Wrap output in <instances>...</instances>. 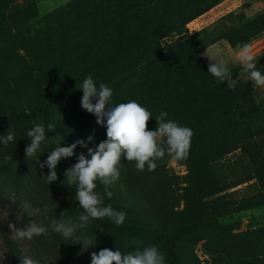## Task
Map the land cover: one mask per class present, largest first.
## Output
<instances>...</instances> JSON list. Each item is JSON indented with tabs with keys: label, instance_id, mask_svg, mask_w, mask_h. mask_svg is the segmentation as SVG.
<instances>
[{
	"label": "rangeland",
	"instance_id": "rangeland-1",
	"mask_svg": "<svg viewBox=\"0 0 264 264\" xmlns=\"http://www.w3.org/2000/svg\"><path fill=\"white\" fill-rule=\"evenodd\" d=\"M72 1L75 0H17L4 9L0 7V136H5L9 128L14 132L12 142L7 145L0 142V218L23 256H29L39 264H91L90 253L100 251L98 234L108 235L110 243L121 237L120 227L107 217L91 220L86 228L77 229L74 235L92 237L96 245L81 251V243L66 241L50 226L53 219H60L62 211L66 221H78L83 209L75 199L76 186L67 185L64 174L78 162L80 153L87 155L88 148L107 139L106 127L98 125L95 115L82 109L83 91L77 87L91 74L97 87L100 83L108 86L114 81L109 86L113 90V104L126 103L125 98L129 96L130 100H135L136 96L134 82L121 86L116 68L108 72L96 70L77 75L79 64L89 55V45L94 40L81 38L80 31L86 29V23L79 21L77 9L67 12L63 18L58 16V11ZM178 4L182 6L184 15L174 24L185 32L164 38L162 42L168 46L178 43L174 46L184 48L192 45L190 55L194 57L197 54L207 70L210 58L213 63L223 61L231 72L223 84L233 94V120L243 122L248 116L260 119L264 133V86H254L246 79L247 74L242 71L240 63L241 49L247 44L257 59L258 70L264 74V0H170L158 8L157 13L167 12ZM51 13H56V16L52 17V30L48 31L43 21ZM94 35L96 37V33ZM66 48L70 49L69 52ZM93 49L97 52L96 44ZM81 74L83 77L75 80ZM40 106L48 107L47 115H29ZM151 114L153 117L148 121V130H155L157 116L154 112ZM35 124L45 125L46 141L42 142L36 156L26 159L25 147L31 142L26 134ZM48 124L53 130L48 129ZM89 136H93V141L88 142L87 147L77 145L72 157L59 161L55 169L58 179L49 184V169L47 166L40 168L37 159L44 162L57 145L64 147L77 140L87 141ZM238 153L225 157L228 162L222 168L224 173H229L228 164L238 157ZM6 156L12 159L6 160ZM135 164V161H127L122 156L119 179L108 186L112 196L109 199L105 195L104 204H111L115 210L126 213L125 222L133 226L130 231L134 236L152 232H163L169 236L192 218L187 208L189 168L182 159L167 154L156 161L157 167L153 171H149L147 165L143 171L137 170ZM223 176L227 177L226 180L230 177L229 174ZM120 177L128 183L127 189ZM96 183L104 194L105 185L99 180ZM262 192L260 183L252 179L222 193L224 202L251 198L245 206L259 204L218 217L217 221L225 226V230L216 239L179 243L178 256L183 264H230L225 258L215 257L217 250H224L226 256L233 258L243 256L246 241L233 234L244 235L264 228ZM23 202L42 209L40 219L48 228L46 235L34 236L31 240L16 236L10 225L23 228L28 220L19 207ZM102 220L109 223L107 229L101 227ZM127 242L124 239L119 244L122 252L135 249L130 244L125 247ZM238 246L243 247V251ZM158 249L166 264H172L169 245ZM0 264H11L1 241Z\"/></svg>",
	"mask_w": 264,
	"mask_h": 264
},
{
	"label": "trees",
	"instance_id": "trees-1",
	"mask_svg": "<svg viewBox=\"0 0 264 264\" xmlns=\"http://www.w3.org/2000/svg\"><path fill=\"white\" fill-rule=\"evenodd\" d=\"M15 1L2 0L0 7H8ZM169 1L75 0L57 14L63 18L67 12L77 9L79 21L86 23V29L80 31L81 38L94 40L89 45V55L79 64L77 75L96 70L108 72L116 68L121 86L134 82L138 103L154 112L155 116L166 111V119L193 130L189 155L182 159L189 168L187 208L191 211V220L177 227L169 236L163 232L134 236L130 231L133 226L125 221L119 226L121 237L118 240L110 243L108 235H97L100 250L108 248L116 251L124 239H139L144 242L143 246L157 248L168 244L172 264H183L178 256L179 243L216 239L225 230V226L217 221L218 217L259 204L245 206L251 198L224 202L225 197L221 194L255 179L262 186L264 195V133L260 119L248 116L243 122L233 120L232 92L208 73L197 54L194 57L190 55L192 45L184 48L174 46L178 43L168 46L162 42L164 38L185 32L174 24L177 18L184 15L180 4L167 12L157 13L158 8ZM53 16L56 13L49 14L43 21L48 31L52 30ZM94 44L97 45V52L93 49ZM66 49L69 52L70 49ZM82 77L81 74L75 80ZM113 84L114 81H111L108 86ZM125 100L129 101L130 96ZM47 113L48 107L40 106L29 115L35 117ZM235 152H239L238 157L228 164L229 173H224L222 168L228 162L225 157ZM225 174H229L228 180L223 176ZM121 182L125 189L129 187L124 178ZM96 191L102 193L98 188ZM100 224L105 229L109 226L105 220ZM233 236L245 239V254L233 258L226 256L224 250H217L215 257L225 258L230 264H264V228ZM0 241L10 263L20 264L23 254L1 218ZM243 247H239L241 251Z\"/></svg>",
	"mask_w": 264,
	"mask_h": 264
},
{
	"label": "clouds",
	"instance_id": "clouds-1",
	"mask_svg": "<svg viewBox=\"0 0 264 264\" xmlns=\"http://www.w3.org/2000/svg\"><path fill=\"white\" fill-rule=\"evenodd\" d=\"M212 61L210 58L208 73L220 83L227 81L231 76L230 69L223 61H214V63ZM240 63L242 71L247 74L246 79L253 82L254 86H264V74L258 70L257 59L247 44L241 49ZM77 88L83 91L82 109L94 114L96 123L106 127L107 139L95 147L88 148L87 155L80 153L77 156L78 162L67 169L64 174L67 185L76 186L75 199L79 201L80 208L83 209L78 221H66L62 211L60 219H53L50 226L66 241L79 242L82 245L81 251H87L90 246L96 245V240L92 237H76L74 234L77 229L86 228L91 220L107 217L115 225L120 226L126 219L125 212L115 210L111 204H104L105 195L109 199L112 196L108 186L119 179L122 156L127 161H135L137 170L143 171L147 165L148 170L153 171L157 167L156 161L166 154L175 159H186L194 132L191 128L182 126L174 120L166 119L168 117L166 111H161L155 117L156 129L148 130V121L153 116L147 108L136 100L113 104V90L104 83H100L97 87L91 74ZM94 100L95 103H93ZM48 129L53 130L51 124H48ZM26 137L31 140L30 144L25 147L27 159L36 156L41 149L42 142L46 141L45 125L35 124L27 131ZM13 140L14 132L11 128L5 136H0V142L4 145ZM92 141L93 136H89L87 141L77 140L64 147L57 145L46 161L39 162L37 159L40 168L47 166L49 169L48 183L58 179L55 169L62 158L72 157L77 145L87 147L88 142ZM5 159L10 160L12 157L6 156ZM98 180L105 185L104 194L96 191ZM19 207L28 220L23 228L10 225L12 230H15L16 236L31 240L34 236L46 235L48 228L40 219L43 214L42 209L28 202H23ZM129 244L135 246L133 251L122 252L119 247L116 251L108 248L101 249L98 253L92 251L90 253L91 264H166L164 255L156 246H143L144 242L139 239L127 242L125 247ZM20 264H39V262L29 256H23Z\"/></svg>",
	"mask_w": 264,
	"mask_h": 264
}]
</instances>
